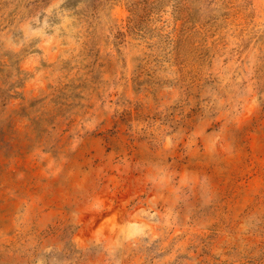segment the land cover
Segmentation results:
<instances>
[{
  "label": "rangeland",
  "instance_id": "374dc122",
  "mask_svg": "<svg viewBox=\"0 0 264 264\" xmlns=\"http://www.w3.org/2000/svg\"><path fill=\"white\" fill-rule=\"evenodd\" d=\"M0 264H264V0H0Z\"/></svg>",
  "mask_w": 264,
  "mask_h": 264
}]
</instances>
